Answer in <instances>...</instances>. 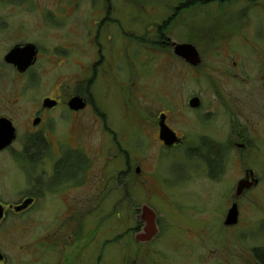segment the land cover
<instances>
[{
    "label": "flooded vegetation",
    "instance_id": "obj_1",
    "mask_svg": "<svg viewBox=\"0 0 264 264\" xmlns=\"http://www.w3.org/2000/svg\"><path fill=\"white\" fill-rule=\"evenodd\" d=\"M101 1L93 4L96 13L86 18L88 29L79 27V20L73 18L75 26L58 33L52 72L50 69H35L41 59L35 38L29 42L20 33L7 40L11 47L0 59V75L4 69L8 70L12 82L14 79L24 82L33 77H47L51 79V86L43 83L46 93L31 108L17 107V95L14 93L0 94V106L3 107L0 119L8 120L15 130V140L0 150V156L6 155L13 160L23 171L20 175L27 177L24 189L14 200H0V264H77V234L81 217L89 222L93 213H104L107 198L114 191L125 200L128 196H141L139 204L134 199L135 204L128 206L134 212L136 226L130 228L131 232L126 235H133L134 245L151 244L159 236L161 228L157 214L148 207L153 196L149 191L145 192L146 186L161 180L157 174L158 166L170 164L167 159L170 151L176 148L185 149L186 159L194 161L187 163L186 168L184 166L185 182L191 179L220 182L225 179L227 171H233L234 185L238 187L243 182L246 187L239 195L238 188L230 189V193L234 192L238 198L256 189L264 180L262 174L250 167L254 147L264 144L261 141L264 136L257 137L264 132V127L256 123L255 129L252 110L253 99L259 101L264 96V62L258 61L259 70L254 75L253 64L245 65L253 51L243 50L246 48L243 46L237 50L229 48V54L219 56V61L215 62L217 66H207L204 56L189 42L177 45H192L201 59L199 64L192 66L174 55L175 43L171 42L169 22L178 11L185 12L190 8V1L182 0L159 24L152 26L155 27V41H146L149 50L151 44L153 48H164L168 58L176 60L181 68L177 72L179 78L165 81L168 70L160 72L151 66V75L155 74V79H147L148 74L142 73V65L147 63L142 56L141 28L130 23L128 14L120 12L127 0ZM79 32L83 37L86 34V48L91 51L88 61L78 71ZM28 45L34 47L35 57L24 71L5 62L9 50ZM212 52L220 53L217 50ZM119 62L120 66L126 64L130 69L123 77L115 70ZM137 66L140 71H137ZM113 71L119 75L116 80L111 75ZM163 82L162 91L169 95L155 100L154 89L157 86L161 88ZM111 90L118 91L119 99L123 101L118 102L116 117L106 108L105 99ZM131 93L133 105L126 106L124 100L127 101ZM144 96L150 97L151 101L145 100ZM174 99L182 103L175 105ZM193 99L197 100L198 107L189 106ZM73 100L78 102L74 108L71 107ZM44 101L53 103V106H45ZM6 107L17 115L2 114ZM52 114L58 117V130L61 135L65 134V143L58 138L54 142L46 140L49 132L44 128V122ZM20 115L21 119L18 118ZM126 121L128 129L125 128ZM26 124L30 130L23 134L25 141L18 143L17 130ZM161 127L170 130L177 141L166 145ZM92 137L97 141L91 140ZM17 143L18 147L13 146ZM111 163L117 167L113 182L108 173ZM235 165H239L236 173ZM143 208L156 216L157 232L149 241L141 239L145 227L141 220ZM39 212L44 215L41 220H35V214ZM45 213L54 215L50 217ZM101 223L98 221L96 225ZM227 229L233 230L232 227ZM232 239L223 242L225 247L218 243L213 248L218 246L220 252L229 254L228 250H233L236 243L235 238ZM249 250L254 253L256 264H264V248ZM124 255L123 249V259Z\"/></svg>",
    "mask_w": 264,
    "mask_h": 264
},
{
    "label": "rangeland",
    "instance_id": "obj_2",
    "mask_svg": "<svg viewBox=\"0 0 264 264\" xmlns=\"http://www.w3.org/2000/svg\"><path fill=\"white\" fill-rule=\"evenodd\" d=\"M99 2L102 1L0 0V59L11 47L7 41L10 36L21 33V37L27 41L31 42L33 41L31 38H35L39 44L41 59L37 62L35 69L37 71L50 69L52 72L58 33L72 29L75 26L73 18L79 20L77 24L80 25L79 27L88 29L89 24L86 18L89 14L96 13L93 4ZM178 2H182V0H127L123 10H120L121 13L129 15L131 24L139 25L141 28L139 35L143 39L141 49L144 55L142 56L147 63V65H141L142 73L148 74L145 77L147 79H155V74L151 75V66L156 67L160 72L168 70L165 73L168 79L165 81L179 78L177 72H180L181 68L174 58H168L164 48H153L152 44L150 45L151 50L146 48V44H149L146 41H155V27L152 28V26L159 24L161 19L171 13L172 7ZM218 5L220 4L216 2L206 8L194 6L185 12L178 11V14L174 15L169 22L171 42L193 44L204 56L207 66H217L215 62L219 61V56L229 54V48L246 47L243 50L249 49L253 51V55L249 58V63L245 65L253 64L252 71L256 75L259 70L258 61L264 62V0H229ZM135 17L138 19H134ZM112 33L115 35L116 32ZM79 34L81 37H77L76 58L78 71L88 61L91 51L86 48V34L85 37L81 32ZM215 50L220 53H217L218 55L213 53L212 51L215 52ZM126 66V64L120 66L119 62L116 64L115 70L118 73L121 72L123 77V74L130 71ZM137 71H140L139 66H137ZM171 72H173L172 77ZM1 73L0 94L6 92L16 94V104L19 105L17 107L31 108L33 104L36 106L39 97L46 93L43 83L51 86V79H47V77H33L24 82L14 79L12 82L9 76L11 72L4 69ZM111 75L115 80L119 77L115 71ZM51 76L53 77V74ZM164 82L161 84V88L157 86L154 89L153 98L155 100L157 98L158 100L165 99V96L169 95L162 91ZM193 86H190L191 89ZM107 95L110 96L105 99L106 108L113 117H116L119 112L118 102L123 101L119 99L118 91L111 90ZM131 98H133L132 93L129 101L124 100L126 106L133 105ZM144 98L151 101L150 97L144 96ZM173 101L178 106L182 103L175 99ZM252 103L255 129L258 126L256 123L264 127V96L259 101L253 99ZM2 108L0 106V110ZM11 110L10 107H6L2 110V114L17 115V112ZM18 118L21 119V115ZM23 119L26 120L24 117ZM44 123V128L49 132V135H46V140L54 142L58 138L64 143L67 141L65 134L61 135L58 130V117L55 114L48 117ZM128 127L129 124L126 121L125 128L128 129ZM29 130L30 127L27 124L18 128V143L25 141L23 134ZM70 134V137H73V133ZM262 136H264V132L257 135V137ZM92 139L94 142L97 141V138L92 137ZM70 141L73 139L71 138ZM261 141L264 142V140ZM18 143L13 146L18 147ZM256 145L259 148L255 149L254 147L253 149L250 167L264 176V144ZM133 153L134 151L131 153V157ZM184 153L185 149L181 148L170 151L167 159L170 160V164L158 166L157 174L161 180H158L157 184H152V186L147 184L146 186L145 192L149 191L154 197L148 207L157 214L161 228L159 236L154 242L147 245H134L133 235H126L131 232L130 228L136 226V224L134 225L136 218L132 214L134 212L128 209V206L139 204L137 202L141 196H128L125 200L114 191L107 198L104 213H93L89 222L85 217H81L77 234L79 248L77 264H256L255 260L257 259L249 249L264 248V180L256 189L238 198L235 197L234 192L230 193V189L236 187L232 181L233 171H227L224 177L227 180L224 179L220 182L195 179L185 182L184 166L186 168L187 163L194 161L186 159ZM14 154L16 155V152ZM18 166L6 155L0 156V200H14L24 189L27 177L20 175L23 171L21 172V168ZM238 166H234L235 173ZM18 168L20 172L17 171ZM116 171V165L111 163L108 166L111 182L116 177ZM219 187L221 190H216ZM232 203L238 204V223L232 227L233 230H226L223 223ZM54 204H57L55 200ZM124 207L125 211H123ZM45 214L50 217L54 215V213ZM35 215V220H41L44 213L39 212ZM79 215L81 216V213ZM98 221H102V223L96 225ZM232 237L235 238L236 243L233 250H228L229 254L220 252L218 246L213 248L214 245L223 243L225 240H233ZM222 247H225L224 243ZM123 249L125 250V259L122 257Z\"/></svg>",
    "mask_w": 264,
    "mask_h": 264
},
{
    "label": "water",
    "instance_id": "obj_3",
    "mask_svg": "<svg viewBox=\"0 0 264 264\" xmlns=\"http://www.w3.org/2000/svg\"><path fill=\"white\" fill-rule=\"evenodd\" d=\"M174 55H177V57H180L185 62L192 66H196L200 62V57L195 50V48L192 45L189 44H174ZM35 57V49L33 46H25L23 48L20 47H14L13 49L9 50V53L5 56L4 60L6 63L14 65L17 67L18 70L24 71L27 67H29L32 64V60ZM45 106L52 107L53 103H50L49 101H44ZM78 105V102L76 100H73L71 103V107L74 108V106ZM197 100L193 99L190 101V107H198ZM15 130L12 127L11 123L6 119H0V150H3L4 148L11 145V143L15 140ZM161 135L162 139H164L166 145H172L176 140L175 136L170 133V130L166 129L165 127H161ZM238 195L239 193L246 188L243 182H240L238 184ZM29 202H25L27 204ZM1 213V211H0ZM239 212L237 209V206L234 204L231 208H229L225 220H224V226L227 227H233L238 223ZM155 219L156 216L154 213H152L151 210L147 208L142 209L141 213V220L144 222V236L142 241H149L153 235L155 236V233L157 232V229L155 227Z\"/></svg>",
    "mask_w": 264,
    "mask_h": 264
},
{
    "label": "trees",
    "instance_id": "obj_4",
    "mask_svg": "<svg viewBox=\"0 0 264 264\" xmlns=\"http://www.w3.org/2000/svg\"><path fill=\"white\" fill-rule=\"evenodd\" d=\"M190 1V8L194 7V6H200V7H207L210 4H214V3H219L220 5H222L223 3H226V1L228 2L229 0H188ZM232 1V0H231ZM218 5V6H220Z\"/></svg>",
    "mask_w": 264,
    "mask_h": 264
}]
</instances>
